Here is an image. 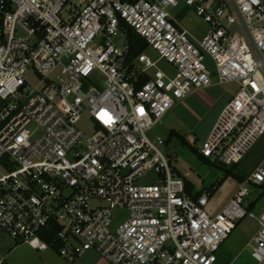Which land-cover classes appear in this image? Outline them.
<instances>
[{"label":"built area","instance_id":"1","mask_svg":"<svg viewBox=\"0 0 264 264\" xmlns=\"http://www.w3.org/2000/svg\"><path fill=\"white\" fill-rule=\"evenodd\" d=\"M180 6L209 24L202 40L170 12ZM128 28L157 59L132 57ZM228 83L240 89L201 154L233 166L264 136V0H0V231L73 260L93 251L106 264H215L249 216L259 224L252 257L264 264V212L248 201L264 168L211 216L215 188L189 193L165 140L147 135L194 90ZM53 221L61 230L45 241Z\"/></svg>","mask_w":264,"mask_h":264},{"label":"rangeland","instance_id":"2","mask_svg":"<svg viewBox=\"0 0 264 264\" xmlns=\"http://www.w3.org/2000/svg\"><path fill=\"white\" fill-rule=\"evenodd\" d=\"M170 12L176 17L180 27L187 29L194 40L200 41L208 33L209 24L194 8L180 6L175 9L170 8ZM65 17L66 14H63V18ZM146 53L155 59L158 58L157 52L152 48H148ZM206 64L213 72L214 80L217 81L214 62L207 59ZM160 68L172 70V66L165 61L160 63ZM104 80V76L100 73H95L91 77L94 85L100 88H103ZM239 89L236 83L216 84L209 88L196 89L181 108L169 113L161 125L147 133L152 140H157L159 137L165 140L166 143L161 149L170 160L175 176L189 183L193 189L192 193L204 192L211 189L216 182L222 181L213 191L206 208L211 216L221 212L237 191L238 180L228 176L227 171L249 176L257 168H264V136L257 141L245 159L235 166H225L209 159H201L196 152V150L201 151L223 106L235 97ZM79 125L87 134H93L95 131V123L88 113L83 114ZM172 130L185 138L189 145L182 142L181 136L170 137ZM155 178L156 174L150 172L147 180L154 183ZM248 201H256L252 209L255 215L264 212V188L252 187ZM258 229L257 218L248 216L237 221L229 238L217 252L218 260L215 264H259L252 257L253 247L249 246ZM0 257L5 258L10 264H106V261L93 251L73 260L61 256L59 250L52 246L46 251L35 250L28 243L15 240L3 231H0Z\"/></svg>","mask_w":264,"mask_h":264},{"label":"trees","instance_id":"3","mask_svg":"<svg viewBox=\"0 0 264 264\" xmlns=\"http://www.w3.org/2000/svg\"><path fill=\"white\" fill-rule=\"evenodd\" d=\"M127 1H130V2H134L136 0H127ZM128 39H129V42H130V45H131V52H132V57H136L137 55L141 54L142 52H144L145 50H147L148 46L146 45V43L142 40V38L136 34V32H134L132 29L128 28ZM172 136H178L180 137L181 135L178 134L176 131L172 130L171 131V134H170V137ZM180 139L182 140V142L184 144H188V141L185 140V138H182V136L180 137ZM196 150V149H195ZM197 154L200 156L201 159H204V160H207L202 154H201V151L198 152L196 150ZM216 163V162H215ZM237 165V164H236ZM235 166V165H233ZM227 175L228 176H232V177H235L236 180H238V183H242L244 182V180L248 177L247 175H241V174H238V173H234L233 171H227ZM222 183V181H218L216 182L212 188H215L217 189V186L220 185ZM264 188V185L261 186ZM211 188V189H212ZM186 189L189 193H192L193 189H192V186L189 184V183H186ZM215 191V190H214ZM194 194V193H193ZM195 196H200L201 193H195L194 194ZM256 203V202H255ZM255 205V204H254ZM254 207V206H253ZM52 231L51 233L47 234L45 231L43 233H41V235L44 237L45 241H49L50 239H52L54 237V234L58 231L61 230V227L59 225L56 224V222H52ZM20 243V242H18Z\"/></svg>","mask_w":264,"mask_h":264},{"label":"crops","instance_id":"4","mask_svg":"<svg viewBox=\"0 0 264 264\" xmlns=\"http://www.w3.org/2000/svg\"><path fill=\"white\" fill-rule=\"evenodd\" d=\"M208 88H209V87H208ZM188 97H189V96H188ZM188 97H187V98H188ZM187 98H185V99H183V100L177 102V104L174 106V108H173L169 113H171L172 111L176 110V109L179 108V107L181 108V106L184 104V102H186V99H187ZM230 101H231V100H230ZM230 101H228V103H229ZM228 103H227V104H228ZM227 104L223 106L222 111H223L224 108L227 106ZM222 111H221V113H222ZM169 113H168V114H169ZM221 113L218 114L217 119L215 120L214 125L212 126V129L214 128V126H215V124H216L218 118L220 117ZM168 114H167V115H168ZM167 115H166V116H167ZM164 118H165V117H164ZM212 129H211V130H212ZM210 133H211V132H210ZM201 193H202V192H201ZM93 253H94V252H93Z\"/></svg>","mask_w":264,"mask_h":264}]
</instances>
